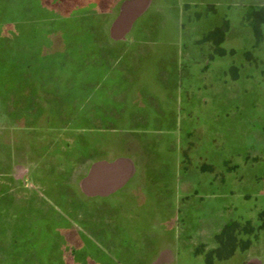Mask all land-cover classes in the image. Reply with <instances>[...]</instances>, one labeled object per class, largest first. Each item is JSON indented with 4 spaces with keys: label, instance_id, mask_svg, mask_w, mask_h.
<instances>
[{
    "label": "crops",
    "instance_id": "0c3cea01",
    "mask_svg": "<svg viewBox=\"0 0 264 264\" xmlns=\"http://www.w3.org/2000/svg\"><path fill=\"white\" fill-rule=\"evenodd\" d=\"M252 6L99 0L61 40L58 0H0V210L49 209L14 264H264V194L236 192L250 151L226 122L236 83L264 81ZM231 222L254 232L219 258Z\"/></svg>",
    "mask_w": 264,
    "mask_h": 264
},
{
    "label": "rangeland",
    "instance_id": "374dc122",
    "mask_svg": "<svg viewBox=\"0 0 264 264\" xmlns=\"http://www.w3.org/2000/svg\"><path fill=\"white\" fill-rule=\"evenodd\" d=\"M99 0H58L60 17V37L64 40L68 28L75 22L74 16L83 13L98 4ZM259 79L254 77L248 81L236 83L234 100L237 108L227 122L230 136L236 138V144H242L246 138V147L250 151L251 169L248 177L253 178L251 183L236 189L237 193L245 192L250 195L264 194V81L258 84ZM264 80V79H263ZM250 81V82H249ZM250 83V84H248ZM248 85L245 89L243 85ZM239 142V143H238ZM237 148V146H236ZM250 173V174H249ZM256 179V180H255ZM214 205H206L205 210ZM24 206H12L9 210H0V264H14L13 257L17 250L36 243L39 239L34 232L41 220L47 217L49 209H38L34 206L29 211ZM25 216L24 218L21 215ZM36 229L34 230L33 228ZM261 244L264 245V231H262ZM22 245V246H21ZM24 253V252H23ZM23 264H35L38 254L25 252ZM26 260V261H25Z\"/></svg>",
    "mask_w": 264,
    "mask_h": 264
},
{
    "label": "trees",
    "instance_id": "16d2710c",
    "mask_svg": "<svg viewBox=\"0 0 264 264\" xmlns=\"http://www.w3.org/2000/svg\"><path fill=\"white\" fill-rule=\"evenodd\" d=\"M244 20L246 23L251 25L253 32L257 41V44H260L264 40V7H250L244 15ZM224 31V29H217L210 32L205 39L210 40L214 37L215 34ZM216 54H224V50L216 46ZM201 170L203 171H212L214 168L212 165L203 164L201 165ZM259 219L261 221L260 228L264 229V210L260 212ZM253 233L254 228L247 224H240L239 222L228 223L223 230L216 235V241L219 244V247L213 252L216 253L217 257L221 258L227 256L234 250L235 246L238 244V235L243 232ZM250 244V241L242 242L244 247H247ZM229 251V252H228ZM210 263V260L208 259Z\"/></svg>",
    "mask_w": 264,
    "mask_h": 264
}]
</instances>
